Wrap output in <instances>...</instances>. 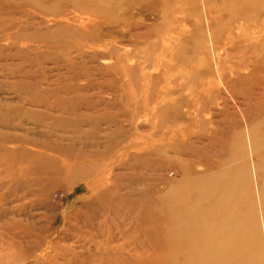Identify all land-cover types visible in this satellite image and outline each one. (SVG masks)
<instances>
[{
  "label": "rangeland",
  "instance_id": "374dc122",
  "mask_svg": "<svg viewBox=\"0 0 264 264\" xmlns=\"http://www.w3.org/2000/svg\"><path fill=\"white\" fill-rule=\"evenodd\" d=\"M103 2L0 0V264H264V0Z\"/></svg>",
  "mask_w": 264,
  "mask_h": 264
},
{
  "label": "bare ground",
  "instance_id": "6f19581e",
  "mask_svg": "<svg viewBox=\"0 0 264 264\" xmlns=\"http://www.w3.org/2000/svg\"><path fill=\"white\" fill-rule=\"evenodd\" d=\"M101 2L106 1L108 2L109 0H100ZM104 3V2H103ZM93 5V6H92ZM89 5V9L90 10L87 11L93 16V17H97V18H101L102 20H105V15L104 13H99L95 10V6L94 4ZM84 11V10H82ZM84 13H86L84 11ZM89 19V18H88ZM198 214H184L183 217L186 218V220L184 221V228L186 230L191 231L190 234V241H189V248L191 251H193L195 253V258H199V260H221L224 262H227L229 260L235 259V258H239L240 254L242 253V251L245 249L244 248V243L245 241L241 240V234L239 235V233L237 234L238 237V241L239 243H236L235 240L232 241L231 243H226L224 241V239L221 238H217L218 239V243H207L205 241V231L208 230L209 227H211L210 225H214L215 223L218 225V229H219V233L218 236L221 232V230L227 229L228 231H230V233L232 234H236V232L242 230V228L245 226L246 220H248V218L252 217V214H248V215H244V219L240 222H238L236 225L232 224L233 221L235 220V215L231 214H225L223 215V217H225V221H220V216L219 214L215 215L214 220L210 222V220H207L205 217H202V215H198ZM227 219V220H226ZM217 236V237H218ZM236 237V238H237ZM216 238L213 239V241ZM243 246H242V244Z\"/></svg>",
  "mask_w": 264,
  "mask_h": 264
}]
</instances>
